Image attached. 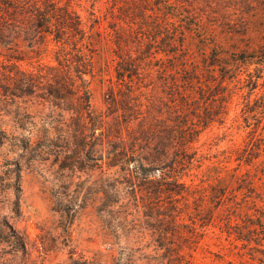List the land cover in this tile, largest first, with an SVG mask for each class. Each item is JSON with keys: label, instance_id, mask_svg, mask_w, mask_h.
I'll use <instances>...</instances> for the list:
<instances>
[{"label": "rangeland", "instance_id": "rangeland-1", "mask_svg": "<svg viewBox=\"0 0 264 264\" xmlns=\"http://www.w3.org/2000/svg\"><path fill=\"white\" fill-rule=\"evenodd\" d=\"M256 1L62 0L83 19L84 51L91 54V48L95 56L92 73L84 75L91 100L76 111L75 99L44 95V65L56 64L54 43L17 62L35 77L30 94L8 99L23 121L0 146V173H10L14 186L19 178L20 190L12 185L0 196V264H262L251 255L254 241L228 235L223 222H239L245 212L264 222V147L256 149L263 130L259 126L251 134L244 126L240 93L246 90L235 81L229 83L231 103L212 99L219 67L208 65L217 56L245 77V66L232 58L244 40L253 47L258 43ZM92 30L97 34L89 37ZM123 59L135 73L120 80L115 68ZM0 60L5 61L1 53ZM195 70L203 82L211 80L209 90L199 86ZM263 93L264 70L251 97ZM212 110L221 112L217 121L199 128L188 152L178 145L169 150L168 158L186 160V169L176 168L185 174L180 180L191 185L186 199L139 185L133 170L108 164L107 150L120 138L128 146L129 134L142 146L134 144V154L155 160L165 125L175 119L196 122ZM13 125L10 121L6 129ZM249 152L257 155L251 165L235 159ZM147 166L145 172L157 179V162ZM246 171L253 176L252 189H241L246 202L236 205L234 214L201 199L209 184L230 197L239 184L230 174ZM237 193L240 201L243 195ZM197 208L213 215L199 238L190 233L199 228ZM260 249L264 252V245Z\"/></svg>", "mask_w": 264, "mask_h": 264}, {"label": "trees", "instance_id": "trees-1", "mask_svg": "<svg viewBox=\"0 0 264 264\" xmlns=\"http://www.w3.org/2000/svg\"><path fill=\"white\" fill-rule=\"evenodd\" d=\"M256 3L261 8L258 11L257 20L255 19L260 30L258 43L253 47L250 45V40H244L243 47L237 50L232 58L235 64L240 62L245 66V70L242 72L245 77H238L239 72L237 71L239 69L236 71L234 65H223V61L219 60L217 56L212 57V62L208 64L219 67L218 81L214 84L217 92L211 91L210 96L212 99H222L226 105L231 103L234 91L229 83L232 81H235L238 89L246 90V92L240 93L242 101L239 116L242 118L244 126L253 129L250 131L251 134H254L259 126L264 132V93L251 97L259 85V79L262 77V71L264 70V0H257ZM86 33L85 23L81 16L72 9L70 4L62 3V0H0V53L5 60H0V146L5 141L11 140L12 137L9 134H15L17 127H22L21 114L9 109L8 105L11 102L8 99L13 101L15 98L30 94L31 88L34 86V73L22 70L17 62L30 53L46 51L48 41L54 43V48L50 52H52V59L56 64L52 66L44 65L46 68V72L42 75L44 95L47 99L54 101L75 99L78 102L77 107L74 108L76 111L88 108L91 92L84 75L92 73L95 56L92 55L93 50L91 48H88L91 54L84 51L83 41L86 38ZM96 34L97 32L92 30L89 37ZM68 61H73L75 64L68 66ZM128 61L123 59L117 62L115 69L120 80H124L125 75L131 77L135 73L134 68L130 66ZM88 67L91 70H87ZM194 73L199 86L201 88L206 87L209 90L211 80L203 82L202 78L199 77L200 73L196 70ZM188 82L193 84L192 80ZM186 97L188 96L186 95ZM181 101L184 106L187 104L184 97L181 98ZM11 113H13L12 119L4 118V116L11 115ZM219 113L221 112L212 110L203 117H197L196 122L175 119L173 124L165 125L163 127V137H160L156 154L153 157L155 160L134 154V144L138 143L140 146L139 138L134 134H129L128 146L124 145V139L120 138L119 142L112 144L106 152L108 164L111 166L120 165L125 171L133 170L137 174L139 185H145L149 188L154 187L155 191L165 193L171 198L181 196L186 199V196H189L192 192L191 185L181 181L180 179L185 174L176 170L177 166L179 169H186V160L168 158L169 150L178 145L181 152H188L200 129L206 128L210 123L217 121L216 117ZM10 121L14 123L13 130L6 129ZM263 132L258 134H264ZM257 139L260 143L256 146V149L261 150L264 147V144L261 143L262 140L264 141V137L259 136ZM140 148L142 149V146ZM191 157H187V162L190 161ZM256 157L257 155L253 152H249L238 154L235 159L244 162L246 165H251L252 159ZM100 159H102V155L97 158V160ZM152 162L158 164L156 169L159 172V177L157 179L151 178L145 172L148 169L147 165ZM230 177H233L239 183L229 193L230 197L227 196L228 193L226 194L227 191L223 188H217V185L209 184L210 192L207 191V194H201V199L207 200L208 198L214 207L222 206L223 210H229L232 215L238 211L236 205L246 202L247 195H244L245 193L241 189L251 191L253 176L249 171H246L241 174L232 173ZM11 178V174L7 171L0 173V196L6 188L14 187L13 189L16 191L20 190L19 178L14 177V181L17 183L16 186L11 184ZM221 180L222 178L217 179L218 182ZM237 191H241L243 195L240 201L238 200ZM202 212V208H197L196 218L199 221L197 225L200 229L193 226L190 230L195 238H199L204 234L199 231L212 220L213 215L210 209L206 213L203 212L206 216H202ZM239 219L240 221L234 224L230 220L223 222L225 231L228 235L234 234L237 240L249 243L254 241L255 245L251 246L253 252L251 255L264 264V252L260 249V246L264 245L263 216L245 212L243 218L239 216ZM192 221L195 222L196 220ZM240 222L243 225H240ZM179 224L182 225L183 223Z\"/></svg>", "mask_w": 264, "mask_h": 264}]
</instances>
